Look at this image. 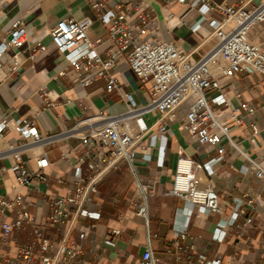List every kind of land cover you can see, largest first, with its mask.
<instances>
[{
    "label": "built area",
    "instance_id": "obj_1",
    "mask_svg": "<svg viewBox=\"0 0 264 264\" xmlns=\"http://www.w3.org/2000/svg\"><path fill=\"white\" fill-rule=\"evenodd\" d=\"M86 1L94 11V18L105 27L103 37L94 41L88 39L87 29L93 21L91 17H63L48 34L56 52L63 55L66 66L72 69L75 85L83 88L103 78L105 91L116 92L126 104V110L119 113L98 111L78 119L69 128L60 127L57 133H43L37 129L38 107L30 112L29 118L12 119L6 113L0 114V137L4 130H14L19 134L22 145L33 142L40 147L32 153L34 168L17 158L7 168L1 167L2 171L12 173L14 184L11 187H25V195L46 180L43 169L48 165V159L41 139L54 138L63 132L78 139L76 144L67 146L62 152L63 158L73 157L76 164L73 186L64 194L47 198L43 202L47 208L45 213L40 212L42 205L29 209L32 202L24 200L21 193L17 192L12 197L0 195V264H86L89 257L96 258V253L86 250L81 243L69 237L77 218L99 217V210L85 206L90 192L94 191L101 178L122 162L133 164L135 146L150 131L155 132L150 136V146H154L155 137L159 136L160 152L156 163L161 166L168 134L166 120H178L180 107L184 114L179 119V127L185 131V141L197 144L206 155L215 152L214 156L200 162L181 148L176 151L175 170L166 193L182 198L191 209H195L189 210L188 215L220 211L211 176L216 173L215 164L223 160L227 148L230 150L227 162L238 154L242 155L245 161L242 170L254 172L264 181V152L260 151L259 160H256L242 144L247 142L257 151L264 144V134L257 121L249 119L255 108L253 102L238 90L236 77L243 71L257 72L264 81V47L262 42H256L249 36L254 25L264 22V0L250 9L244 7L243 2L234 6L212 0H176L190 8L195 7L198 13L190 25L192 32L200 38L194 46L159 37L157 15L145 1H140L131 13L107 7L110 0ZM4 4L5 1L0 0V8ZM168 16L171 14H163L167 22L173 23L172 26L180 21ZM203 21H208L210 26L205 32L200 29ZM146 24L153 27L146 31ZM27 37L26 26L21 21L15 22L8 39L0 41V66L4 63L1 55L5 48L21 45ZM211 37L215 41L202 49V43ZM105 42L109 46L101 54L97 47ZM10 62H18L17 53L12 55ZM120 62L131 70L143 87L144 102H136L133 93L125 90V78L120 81L113 75ZM42 96L44 109L57 121L53 103L57 101L58 94L47 91ZM144 112L153 116L148 124L144 121ZM234 130L238 133H233ZM159 186V179L153 178L148 182L138 181L133 190L129 208L145 223L148 221V201L157 194ZM238 205L236 203L229 225L236 224V216L241 212ZM5 215L9 216L8 219H3ZM24 225L29 227L31 239L27 242L11 239L12 233ZM250 226V218L246 217L240 228L248 230ZM50 228L53 232L48 231ZM119 234L120 229L113 228L103 234V241L114 245ZM174 236L173 248L180 251L179 239L185 238L187 231L177 228ZM80 237L84 238V233H80ZM188 247L194 250L193 244ZM199 258L204 259V255L199 254ZM159 262V256L147 239L139 264ZM206 264H221V258L216 256Z\"/></svg>",
    "mask_w": 264,
    "mask_h": 264
},
{
    "label": "crops",
    "instance_id": "obj_2",
    "mask_svg": "<svg viewBox=\"0 0 264 264\" xmlns=\"http://www.w3.org/2000/svg\"><path fill=\"white\" fill-rule=\"evenodd\" d=\"M0 8V41L7 40L13 24L21 21L28 31L27 39L18 46H7L1 55L3 64L0 66V114L6 113L9 118H29L30 112L38 107L37 129L44 133H57L62 128L71 127L78 119L98 111L119 113L126 110V104L116 92L105 91V81L99 78L85 87L75 85L72 81L73 71L66 66L62 54L56 52L51 36L48 34L52 26L61 18L72 16L75 18L91 17L92 23L87 29V37L94 41L105 35V27L94 18V11L86 0H4ZM145 1L151 5L158 18L159 37L166 40L181 41L188 46L199 43L198 38L190 29V25L198 17L195 7L176 0H110L107 7H113L125 13H131L134 7ZM262 0H212L214 3L238 5L250 9ZM180 19L173 23L167 22L164 15ZM168 16V18H170ZM153 27L146 24V31ZM208 21H203L200 29L209 28ZM253 30V32H252ZM204 31V32H205ZM250 38L259 40L264 47V22L253 26ZM109 46L105 42L97 47V51L104 54ZM201 48H207V42ZM17 53L18 62L11 63L10 58ZM113 75L120 81L125 78V90L133 93L136 102H144L143 87L127 66L118 63ZM238 90L242 96L251 100L254 112L249 116L257 121L264 134V81L257 72H240L237 74ZM50 91L58 94L53 103V111L57 116L55 121L44 109L43 93ZM70 100L69 103L66 100ZM184 114L183 108L177 110V117ZM153 119L149 112H144ZM178 117V118H179ZM179 118V119H180ZM166 120L168 134L163 149L162 165L158 166L156 159L160 152L159 136L155 137L154 146L149 145L150 131L144 135L135 146L134 162H122L117 168L110 170L94 186L90 198L85 206L92 210H99L98 218H77L70 230L69 237L92 253L96 258L89 257L86 264H139V258L147 239L153 251L159 256L158 264H206L216 256L221 258V264H264V181L254 172H244L245 163L242 155L231 158L227 148L222 161L215 164L216 173L211 176L215 184V191L220 202L218 213L196 212L190 213V208L180 197L169 195L166 190L170 187L171 177L175 170L176 151L181 148L193 159L203 162L215 155H206L203 149L195 143L185 141V131L179 127V122ZM233 133H238L234 130ZM48 165L43 169L46 180L37 187L31 188L25 195V187L16 186L9 170L2 171L1 167H8L14 159L27 162L34 168L31 148L35 145L28 142L22 145L19 134L14 130H4L0 137V195L12 197L15 193L23 194V199L32 202L29 209L42 205L40 212L45 213L43 205L47 198L66 193L73 186L74 158H63L62 152L67 146L77 143L78 139L63 132L54 138H43ZM225 144V141L222 142ZM256 160L258 153L264 152V144L256 151L247 142L242 143ZM257 155V156H256ZM2 176V177H1ZM153 178L160 181L157 194L149 199L148 221L135 214L129 208L133 190L138 181L148 182ZM250 200V203H247ZM239 203L241 212L236 216V224L229 225ZM9 216H3L8 219ZM250 218L251 226L248 230L241 229L244 218ZM226 222V223H225ZM113 228H119L120 234L114 239V245H107L103 241V234ZM185 228L187 236L179 239L182 248H173L174 231ZM53 232V229H48ZM84 233V238L80 237ZM11 239L27 242L31 239L30 229L24 225L19 231L11 235ZM194 245V250L189 245ZM169 250V251H168ZM204 255V259L199 258ZM92 255V254H91Z\"/></svg>",
    "mask_w": 264,
    "mask_h": 264
},
{
    "label": "bare ground",
    "instance_id": "obj_3",
    "mask_svg": "<svg viewBox=\"0 0 264 264\" xmlns=\"http://www.w3.org/2000/svg\"><path fill=\"white\" fill-rule=\"evenodd\" d=\"M172 23V22H171ZM205 31V30H204ZM215 41V38L211 37L209 38L208 42H207V47L209 46V44L213 43ZM203 49V48H202ZM39 144H35L30 151L33 152H37L38 150H40V147L38 146ZM263 167H264V162L262 163Z\"/></svg>",
    "mask_w": 264,
    "mask_h": 264
},
{
    "label": "rangeland",
    "instance_id": "obj_4",
    "mask_svg": "<svg viewBox=\"0 0 264 264\" xmlns=\"http://www.w3.org/2000/svg\"><path fill=\"white\" fill-rule=\"evenodd\" d=\"M252 32H253V30H252ZM252 39V38H251ZM253 40V39H252ZM254 41H256V42H260L259 40H254ZM180 116V114H178V117ZM180 118V117H179ZM179 118H178V120H176V121H174L173 122V124H176L177 125V123L179 122ZM144 121H145V123H149V122H151L152 121V118H150V117H148V116H146V115H144Z\"/></svg>",
    "mask_w": 264,
    "mask_h": 264
}]
</instances>
